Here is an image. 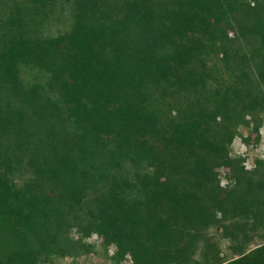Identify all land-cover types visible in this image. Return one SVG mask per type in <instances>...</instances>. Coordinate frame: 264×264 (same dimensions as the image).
I'll return each mask as SVG.
<instances>
[{
    "label": "trees",
    "instance_id": "obj_1",
    "mask_svg": "<svg viewBox=\"0 0 264 264\" xmlns=\"http://www.w3.org/2000/svg\"><path fill=\"white\" fill-rule=\"evenodd\" d=\"M263 126L264 0H0V264H264Z\"/></svg>",
    "mask_w": 264,
    "mask_h": 264
},
{
    "label": "rangeland",
    "instance_id": "obj_2",
    "mask_svg": "<svg viewBox=\"0 0 264 264\" xmlns=\"http://www.w3.org/2000/svg\"><path fill=\"white\" fill-rule=\"evenodd\" d=\"M242 135H247V131L244 129L240 130ZM260 135H261V140L259 143L254 144L253 141H250V144H244L241 141V137L242 135L240 134L239 136H236L233 140V149L232 152L235 155H244L246 156V161L245 164H250L252 166V160L256 157L259 158H264V126L260 129L259 131ZM254 133L251 135V140L254 137ZM237 141L239 143H237ZM242 150V151H241ZM250 168V167H249ZM225 169H221L220 173H221V182L224 183V177H223V172H225ZM90 241L95 242L96 244H98V242L100 241L99 238L93 234L90 238ZM219 245L221 247L222 253L224 255H226L227 257L231 256V252L228 248V242L226 240H220L219 239ZM112 247L109 248V253L112 251ZM85 260V264H111L107 261L104 260L103 256H86L84 258H80V261H84ZM63 262V261H62ZM62 262H59L58 264H62ZM65 262L68 263V260H65Z\"/></svg>",
    "mask_w": 264,
    "mask_h": 264
},
{
    "label": "clouds",
    "instance_id": "obj_3",
    "mask_svg": "<svg viewBox=\"0 0 264 264\" xmlns=\"http://www.w3.org/2000/svg\"><path fill=\"white\" fill-rule=\"evenodd\" d=\"M237 143H239L238 141H237ZM242 151V150H241ZM245 167L246 168H249V167H251V165L250 164H245ZM224 183H226V182H224ZM222 186H223V183H222Z\"/></svg>",
    "mask_w": 264,
    "mask_h": 264
}]
</instances>
